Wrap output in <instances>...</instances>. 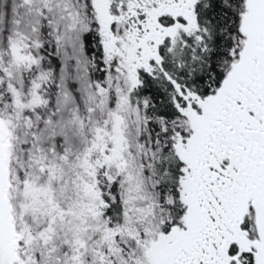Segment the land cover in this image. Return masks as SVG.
<instances>
[{"label": "snow or ice", "instance_id": "snow-or-ice-1", "mask_svg": "<svg viewBox=\"0 0 264 264\" xmlns=\"http://www.w3.org/2000/svg\"><path fill=\"white\" fill-rule=\"evenodd\" d=\"M0 264H264V0H0Z\"/></svg>", "mask_w": 264, "mask_h": 264}]
</instances>
